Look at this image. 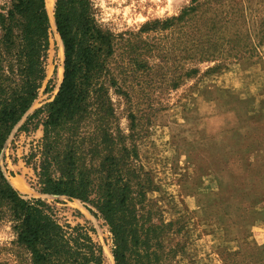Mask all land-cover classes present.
I'll use <instances>...</instances> for the list:
<instances>
[{
  "label": "rangeland",
  "instance_id": "rangeland-1",
  "mask_svg": "<svg viewBox=\"0 0 264 264\" xmlns=\"http://www.w3.org/2000/svg\"><path fill=\"white\" fill-rule=\"evenodd\" d=\"M189 2L92 0L98 21L115 35L111 64L121 70L123 95L109 92L114 130L134 144L154 184L146 196L171 223L160 264H264V43L258 44L264 0H240L238 26L248 33V53L216 72L206 70L212 62L198 63L187 77L179 29H139ZM6 3L0 0V8ZM52 28L45 78L27 113L51 98L61 77V45ZM18 125L0 153L6 180L21 196L47 202L58 222L86 226L103 264H113L102 220L75 199L39 192L25 157L41 127ZM0 264H30L6 220H0Z\"/></svg>",
  "mask_w": 264,
  "mask_h": 264
},
{
  "label": "trees",
  "instance_id": "trees-1",
  "mask_svg": "<svg viewBox=\"0 0 264 264\" xmlns=\"http://www.w3.org/2000/svg\"><path fill=\"white\" fill-rule=\"evenodd\" d=\"M45 1L7 0L0 8V153L22 119L18 130L40 126L25 157L39 192L75 199L102 220L113 264H160L171 223L146 196L154 184L134 144L114 130L109 92L123 95L121 70L111 64L115 35L98 21L92 0H53L61 78L51 98L26 113L45 78L51 31ZM240 7V0H190L175 16L146 21L139 30L179 29L184 75L196 74L201 62H212L206 70L216 72L249 51L248 33L238 26ZM258 33L261 45L264 26ZM126 116L133 121L132 112ZM0 220L9 223L30 264H103L86 226L58 222L47 202L21 196L1 168Z\"/></svg>",
  "mask_w": 264,
  "mask_h": 264
},
{
  "label": "bare ground",
  "instance_id": "bare-ground-1",
  "mask_svg": "<svg viewBox=\"0 0 264 264\" xmlns=\"http://www.w3.org/2000/svg\"><path fill=\"white\" fill-rule=\"evenodd\" d=\"M52 3H53V0H46L45 1L46 10H47V14H48V17H49V21H50L51 28H52V24H53L52 21H51V19H52ZM52 30H53V28H52ZM53 32H54V30H53ZM57 41H58V39H57ZM59 47H60V45H59ZM60 49H61V47H60ZM10 184L13 185L12 183H10Z\"/></svg>",
  "mask_w": 264,
  "mask_h": 264
},
{
  "label": "water",
  "instance_id": "water-1",
  "mask_svg": "<svg viewBox=\"0 0 264 264\" xmlns=\"http://www.w3.org/2000/svg\"><path fill=\"white\" fill-rule=\"evenodd\" d=\"M52 23H53V17H52ZM53 26H54V24H53ZM54 29V28H53ZM54 31H55V29H54ZM56 33V32H55ZM59 39V38H58ZM60 41V40H59ZM60 45H61V42H60ZM61 52H62V48H61ZM61 70H62V67H61ZM61 78V77H60ZM59 82H60V80H59ZM58 82V83H59ZM58 85V84H57ZM56 89H57V86H56ZM56 89H55V91H56ZM55 91H54V93H55ZM53 93V94H54ZM27 113V112H26ZM18 125V124H17ZM54 196V195H53ZM111 255V254H110Z\"/></svg>",
  "mask_w": 264,
  "mask_h": 264
}]
</instances>
